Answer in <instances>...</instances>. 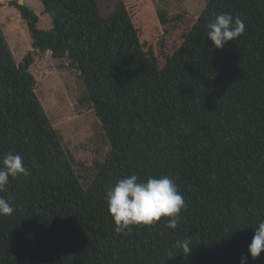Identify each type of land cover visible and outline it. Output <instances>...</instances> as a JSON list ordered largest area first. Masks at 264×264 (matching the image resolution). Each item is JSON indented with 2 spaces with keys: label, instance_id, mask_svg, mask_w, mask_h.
I'll return each mask as SVG.
<instances>
[{
  "label": "trees",
  "instance_id": "trees-1",
  "mask_svg": "<svg viewBox=\"0 0 264 264\" xmlns=\"http://www.w3.org/2000/svg\"><path fill=\"white\" fill-rule=\"evenodd\" d=\"M53 27L27 4L33 47L79 69L111 143L85 184L37 93L30 52L18 63L0 22V159L19 154L29 175L0 197V264H264L248 251L264 220V0H209L197 18L170 19L159 54L141 41L123 0H42ZM4 3L0 0V6ZM230 13L245 32L217 49L207 25ZM137 175L171 177L183 195L178 227L116 233L106 190ZM191 239V253L173 247Z\"/></svg>",
  "mask_w": 264,
  "mask_h": 264
},
{
  "label": "rangeland",
  "instance_id": "rangeland-1",
  "mask_svg": "<svg viewBox=\"0 0 264 264\" xmlns=\"http://www.w3.org/2000/svg\"><path fill=\"white\" fill-rule=\"evenodd\" d=\"M0 22L17 62L20 64L32 52L34 62L30 67L37 79L36 90L62 142L72 156L77 173L88 184L96 174L97 164L106 160L111 143L100 122L94 103L79 69L66 58H55L52 51L33 47L29 26L20 9L11 0H1ZM27 4L40 17L39 27L51 29L53 21L42 0H17ZM104 16L111 13L119 0H99ZM139 29L141 41L159 54V43L165 32L160 13L175 20L179 16L197 18L208 6L209 0H123Z\"/></svg>",
  "mask_w": 264,
  "mask_h": 264
},
{
  "label": "clouds",
  "instance_id": "clouds-1",
  "mask_svg": "<svg viewBox=\"0 0 264 264\" xmlns=\"http://www.w3.org/2000/svg\"><path fill=\"white\" fill-rule=\"evenodd\" d=\"M207 39H210L215 48L221 49L229 41H235L245 32V23L239 17L230 13L216 15L207 25ZM29 175L19 154L7 153L0 159V191L9 183V177ZM13 199L0 197V215H11L14 208L9 203ZM108 212L112 217L116 233L129 234L132 226H152L162 217L168 218L166 225L176 229L181 210L187 209L183 195L178 191L175 181L165 175L160 178L149 177L146 182H140L137 175L119 179L106 190ZM255 234L248 251L253 259L264 252V220L254 228ZM191 239L177 240L173 247L181 249L184 254L192 251ZM247 257H242L241 264H246Z\"/></svg>",
  "mask_w": 264,
  "mask_h": 264
},
{
  "label": "crops",
  "instance_id": "crops-1",
  "mask_svg": "<svg viewBox=\"0 0 264 264\" xmlns=\"http://www.w3.org/2000/svg\"><path fill=\"white\" fill-rule=\"evenodd\" d=\"M3 2V1H2ZM4 3V2H3Z\"/></svg>",
  "mask_w": 264,
  "mask_h": 264
}]
</instances>
